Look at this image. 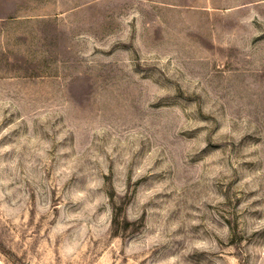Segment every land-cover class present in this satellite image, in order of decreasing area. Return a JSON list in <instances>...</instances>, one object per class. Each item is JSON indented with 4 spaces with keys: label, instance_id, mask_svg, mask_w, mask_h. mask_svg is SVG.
Returning a JSON list of instances; mask_svg holds the SVG:
<instances>
[{
    "label": "rangeland",
    "instance_id": "rangeland-1",
    "mask_svg": "<svg viewBox=\"0 0 264 264\" xmlns=\"http://www.w3.org/2000/svg\"><path fill=\"white\" fill-rule=\"evenodd\" d=\"M0 264H264V0H0Z\"/></svg>",
    "mask_w": 264,
    "mask_h": 264
}]
</instances>
